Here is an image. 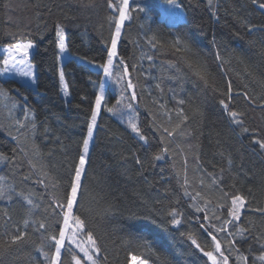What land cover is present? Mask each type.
<instances>
[{
    "label": "trees",
    "instance_id": "trees-1",
    "mask_svg": "<svg viewBox=\"0 0 264 264\" xmlns=\"http://www.w3.org/2000/svg\"><path fill=\"white\" fill-rule=\"evenodd\" d=\"M161 1L130 0L133 7L139 3L145 11L133 13V18L125 22L118 45L119 55L129 64L133 83L137 85L141 127L152 137V144H158L159 134L149 127V112L166 123L163 110L153 103L154 99H160L172 113V124L178 122L175 110L179 106L168 89L179 92V85L167 79L170 71L162 70L163 62L177 58L170 43L176 36H194L198 50L209 65L211 84L216 90L188 74L179 97L185 100L182 107L188 120L171 138L172 153L162 161H152L150 154L155 147L149 149L125 122L107 112L106 108L118 98L119 88L105 78L106 105L102 103L97 117L90 145L91 163L83 181L84 192L78 211H74L86 220L98 238L103 250L100 264H132L133 255L148 259L149 264H164L165 260L170 264H211L186 235H180L192 232L205 251L211 250V238L195 218L204 213L194 212L181 186L186 167L188 191L200 192L204 200L210 201L209 215L217 211L218 205L225 204L223 192H239L246 197L248 206L242 210L241 223L245 227L251 225L252 232L240 248L247 255L251 244L252 253L258 255L260 249L253 238L257 234L264 235V215L250 209L264 208V151L251 143V133H241L240 128L229 121L219 100L224 98L222 93L226 92L229 80L234 93L246 91L252 99L234 94L231 107L244 114L245 126L264 136V30H261L264 13L252 0H214L215 15L207 0H178L185 10L184 17L170 22L160 16ZM112 15L108 0H0V61L6 45L24 39L34 42L30 54L36 72L34 85L0 73V88L4 90V94H0V126H3L0 127V152L11 156V149L17 146L12 139L17 133L9 126L15 119H23L26 105L34 113L37 127L35 134L31 127L22 130L20 144L29 149L28 158L32 155V145L37 147L40 158L36 162L44 166L51 178L46 181L49 183L46 191L34 182L35 176L22 182V175L28 174V158L17 155L20 167L0 160V175L6 176L18 189L32 193L41 204L32 218L45 215V202L50 195L57 199L64 196L70 178L69 166L79 155L98 83L104 78L103 70L91 63L106 60L107 45L102 41L112 31L108 19ZM245 21L256 25L257 30L250 32ZM56 22L65 26L70 53L61 63L68 86L67 96L59 89ZM152 33L163 41L155 49L148 44ZM214 34L217 44L212 43ZM217 47L221 60L216 59ZM147 55H152L154 60L145 59ZM132 65L136 66L135 70ZM157 83L164 89L162 98L155 87ZM137 158L143 161L142 167L136 163ZM228 158L232 160L230 170ZM207 173L216 176L219 186L212 184ZM57 181L59 186L52 188L51 184ZM172 208L182 213L181 226L160 228L158 223L152 222L158 214L160 222L166 223ZM5 210L12 218L8 223L4 221ZM221 212L227 218L226 208L217 214ZM149 215L152 219L145 218ZM27 217V205L22 199L0 200V264H34L33 258L41 259L35 247L40 243V235L31 227L26 243L7 246L12 224L22 227L21 222ZM130 233L150 242L155 254ZM218 238L223 240V235ZM63 256L64 264H69L70 256L66 253ZM233 260L234 257H230V264Z\"/></svg>",
    "mask_w": 264,
    "mask_h": 264
},
{
    "label": "snow or ice",
    "instance_id": "snow-or-ice-1",
    "mask_svg": "<svg viewBox=\"0 0 264 264\" xmlns=\"http://www.w3.org/2000/svg\"><path fill=\"white\" fill-rule=\"evenodd\" d=\"M177 0H167L169 5H176ZM252 3L256 5L261 13H264V0H252ZM207 5L212 14L215 15L217 9L214 7V0H207ZM108 7L113 10L114 15L110 16L109 24L112 28L110 35L103 39V43L107 45L106 60L99 67L103 70L104 78H101L98 83V91L95 93L94 105L91 108L90 118L87 123V133L84 136L80 148L79 155L76 161L70 164V178L65 189V193L62 199H57L55 195H50L49 200L45 202L44 213L41 218H32L36 209L41 207L40 203H37L32 193H26L24 190L18 189L15 184L9 183L8 178L4 175H0V200L12 201L14 198L22 199L27 205L28 217L21 223L12 224V234L8 242V247L13 245H20L26 243L30 238L28 229L31 227L34 232L39 233L40 243L35 247L40 254V260H34V264H64L63 253L70 256L69 264H100L102 247L98 241V238L94 235L86 223L85 219H82L80 215L76 214L79 208V199L84 192V178L87 176V171L91 163L90 142L93 139V132L97 126V117L100 113L102 103L106 105V88L105 78L111 79L119 88V96L115 103L111 107H107L106 110L112 113L117 118L125 122L128 128L136 134L139 141H142L149 149L155 147V151L151 152L152 161H162L166 158L167 154L172 153V137L177 130L181 129V126L188 120V116L185 115L183 105L185 100L180 97V93L183 92V84L188 78L190 73L196 77L199 81H202L206 86H212L215 91V86L211 84V71L207 61L202 57L200 50H198L194 36L185 34L184 36H176L172 40L171 48L173 54L177 56L175 60H169L163 62L162 70L170 71L171 75L167 77L170 81H176L179 85L180 91L169 88L168 91L172 93V99H174L179 107L175 110L177 123L172 124V113L169 112L165 105L160 102V99H154L153 103L163 110L162 115L166 119L165 122L157 120L156 115L149 112L151 120L149 127L159 134L158 144L153 145L152 137L146 134V129L141 127V121L139 119V112L137 110V85L133 83L132 74L129 70V64L125 62L124 58L119 55L118 45L122 38V30L124 29L125 22L130 21L133 18V13L144 12L139 3L133 7L130 4V0H108ZM248 30L255 31L257 26L247 21L244 22ZM199 27V26H197ZM56 34V44L61 52L67 50L65 26L62 23L56 22L54 25ZM261 30H264L262 28ZM151 31V29H149ZM163 41L158 38L156 33L148 38V44L155 49L157 45L162 44ZM212 43L217 44L215 34L212 38ZM34 48L32 40H17L14 43H10L5 46L3 59L0 64V73H8L15 71L19 75L26 78H30L32 82L35 81V74L33 72V66L29 59L30 50ZM148 61H153L152 55L144 57ZM216 59L221 60L220 50L217 47ZM94 63V61H93ZM119 67V71H116ZM135 70L136 66H131ZM60 83L62 91L67 95V83L64 79V71L60 70L59 73ZM156 89L160 92L161 98L163 97L164 89L160 83L155 85ZM226 92L222 93L223 99L219 100V104L222 109L227 113L229 121L240 128L241 133H251V143L264 151V136H261L255 129H250L245 126L243 119V113L234 110L231 107V101L234 94L243 95L245 99L251 100L249 94L245 92L234 93L231 81L226 82ZM0 94H4V90L0 88ZM264 106V103H262ZM15 108V105H13ZM11 116L12 113L9 112ZM3 127V126H0ZM17 133L16 136H12V131H9V136L16 141V147L11 149L12 155L9 156L4 152H0V160L7 162L13 167H20L17 161V155L22 154L24 157H29V149L22 146L19 141V134L22 130H26L29 127L35 134L37 127L35 122L34 113L25 105L23 108V119H15L13 124L9 126ZM181 134L183 132L181 131ZM179 147V146H177ZM191 147V146H189ZM183 151V149H181ZM31 158L27 159L28 174L22 175V182H27L35 176V183L42 185L47 191L49 188V177L47 171L43 165H39L36 161L40 158V153L37 147L33 144L31 148ZM136 163L143 166V161L139 158L136 159ZM187 161L185 160V164ZM227 164L229 170L232 166L231 158H228ZM223 173L224 169L220 170ZM178 177L180 173L177 174ZM211 178L212 184L219 186V182L215 175L207 173ZM182 187L184 188V195L187 196L190 201V207L194 209L195 213H204L202 217H195L200 223V228L204 230L211 238L212 247L211 250L205 251V248L197 242L192 232L181 233L180 235L187 236V239L191 241V244L195 246L207 257V260L211 264H230V257H234L232 264H249L251 258V264H264V235L257 234L253 239L258 245L260 251L258 255L252 253V245L248 246V253L245 254L241 251L240 245L243 243L246 237L251 236L252 226L245 227L242 223V210L248 206L246 197L237 192L235 194L223 192V198L225 204L217 206V211L226 208L227 218L223 213L217 214V211H213L211 215L208 214V205L210 201L204 200L200 192L192 194L188 191L189 180L187 175V168L185 167L182 177ZM201 185L204 181L201 179ZM59 182L51 184L52 188H57ZM233 187H235L233 185ZM203 202V207L201 206ZM74 209L76 211H74ZM255 212H259L264 215V208L250 209ZM5 223L11 221V216L5 210L3 213ZM167 222H160V218L157 214V218L153 219V223H158L160 228H167L169 225L181 226L183 224V215L176 208H172L167 214ZM51 218V221L49 220ZM146 219H152V215L145 217ZM223 235V240L218 238ZM134 239L142 241V246L149 252L154 253V249L150 242L144 240L142 236L135 233H130ZM49 249V250H46ZM82 254V255H81ZM103 259H107L103 256ZM131 260L136 264H149V260L140 258L135 255L131 256ZM164 264H170V261L165 260Z\"/></svg>",
    "mask_w": 264,
    "mask_h": 264
},
{
    "label": "rangeland",
    "instance_id": "rangeland-1",
    "mask_svg": "<svg viewBox=\"0 0 264 264\" xmlns=\"http://www.w3.org/2000/svg\"><path fill=\"white\" fill-rule=\"evenodd\" d=\"M159 9H160V16H165L166 17V19L168 20V21H170V22H174V21H176V20H179V19H181V18H183L184 17V13H185V10H184V8H182V6H181V4L179 3V1L177 0V2H176V5H169L168 3H167V0H162L161 1V3H160V5H159ZM24 40H29V39H24ZM16 42V41H15ZM14 43V42H13ZM34 43V42H33ZM4 49H5V47H4ZM34 49V48H33ZM33 49H31L30 50V54L32 53V51H33ZM70 56V53H69V51L68 50H66V51H64V52H61L60 50H59V53H58V57H59V63H58V78H59V85H60V87H59V89H60V92H61V94L63 95V96H67V95H65L64 94V91H62V88H61V83H60V77H59V73H60V70L62 69V67H61V63L65 60V59H67L68 57ZM29 59H30V56H29ZM105 62V61H104ZM104 62H102V63H100V64H103ZM31 64H32V66H33V72H34V74H35V76H36V72H35V67H34V65H33V63L31 62ZM93 66H95V67H98V68H100L99 67V63H91ZM7 75H9V76H12V77H15V78H17V79H19V80H21V81H23V82H25V83H28V84H32V85H34V83H35V81L34 82H32L31 80H30V78H26V77H24V76H22V75H19L17 72H15V71H12V72H8V73H6ZM94 133V132H93ZM92 142V141H91ZM91 142H90V145H91ZM131 263L132 264H136V262H133L132 260H131Z\"/></svg>",
    "mask_w": 264,
    "mask_h": 264
}]
</instances>
